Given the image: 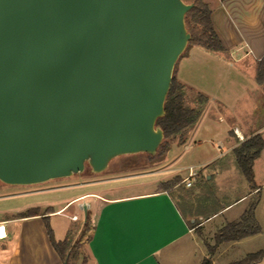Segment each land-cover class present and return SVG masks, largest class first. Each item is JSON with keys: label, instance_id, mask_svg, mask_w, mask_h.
I'll use <instances>...</instances> for the list:
<instances>
[{"label": "water", "instance_id": "water-1", "mask_svg": "<svg viewBox=\"0 0 264 264\" xmlns=\"http://www.w3.org/2000/svg\"><path fill=\"white\" fill-rule=\"evenodd\" d=\"M182 0H0V183L32 186L154 156ZM86 207H83L85 221Z\"/></svg>", "mask_w": 264, "mask_h": 264}, {"label": "crops", "instance_id": "crops-1", "mask_svg": "<svg viewBox=\"0 0 264 264\" xmlns=\"http://www.w3.org/2000/svg\"><path fill=\"white\" fill-rule=\"evenodd\" d=\"M203 1L210 9L213 30L223 48L222 52H214L216 54L214 63L217 64L218 73L214 72L212 75L217 79L213 82L212 90L207 92L208 105L221 106L225 110H229L227 103L221 100L229 97L231 82L225 84L226 88L223 89L228 91L223 96L220 87V81L223 77L226 78L227 76L228 78L229 76L231 78L234 73L244 76V80L249 84L246 95L251 98H255L260 88V85L256 82V67L257 63L264 57V0ZM200 50V48H195L179 66L177 78L184 87H190L183 72L186 65L190 66L196 60L199 62L200 58H203L205 62L209 60V55L202 53ZM192 88L198 89L197 87ZM217 119L222 122L221 117ZM231 129L236 130L245 140L258 135L264 143V124L258 127L251 126L250 128L243 124L238 126L233 124ZM196 131L197 128L193 130L189 143L193 141ZM232 136L234 142H228L230 145L228 150L234 151L240 146L241 141H236L237 138L234 133H232ZM188 148L187 145L183 149ZM179 154L176 163L181 161L182 152ZM184 169L182 167L175 169L180 171L176 175L178 180L180 179L179 182L168 185L169 179L167 178L168 182L165 185L148 191L112 196L106 191L97 190V188L107 183L118 182L121 179H107L96 184L85 183L79 187L68 188L71 191H80V193L71 196L59 207L48 206L51 213L47 216L49 219L61 217L65 211L73 206L79 208L80 202L83 200L95 198L98 205L95 213L92 215L86 209V213L89 212L93 218V231L89 242L84 245L87 264H186L188 263L187 260L193 256L194 249H199L198 238L204 239L197 231L201 234L202 229L207 224L224 216L223 221L207 231L213 239L215 233L227 223L239 219L248 205L247 202L253 196H260L263 192L264 147L252 166L254 188L249 187L246 182L245 193L198 220L193 218L192 213L185 216L177 202V198L187 202L189 198L194 196V194L181 191L182 186L186 190L193 187L192 181H190V187H185L182 183L184 178L181 179L179 174ZM196 177H199L198 172L194 178ZM94 188L95 190H93ZM260 202L259 198L254 212L259 227L261 223L259 218ZM243 203L245 204L235 218L232 216L225 217L232 209ZM84 206L86 207L84 204L81 209L82 215ZM37 208L39 206L31 209ZM74 213L75 215L78 214L77 211ZM41 217L0 219V250H4L0 264H61L48 241ZM64 218L69 221V216ZM192 225L194 227H191ZM67 231L68 229L65 235H67ZM241 241L223 244L219 247H228ZM6 242L9 244L13 242L10 251L6 246ZM196 264H200L198 259Z\"/></svg>", "mask_w": 264, "mask_h": 264}, {"label": "rangeland", "instance_id": "rangeland-1", "mask_svg": "<svg viewBox=\"0 0 264 264\" xmlns=\"http://www.w3.org/2000/svg\"><path fill=\"white\" fill-rule=\"evenodd\" d=\"M195 48L197 47H190L187 44L175 63L172 78L176 83L180 84L177 78L179 66L184 59L190 56ZM200 49L202 53L209 55V60L205 62L203 58H200L199 62L196 60L195 63H191L190 66L186 65V68L183 69L185 80L190 86H185L184 107L199 111L200 116L197 122L185 131L181 137H176L175 140L170 142L168 152L154 155L152 158L143 153L121 156L110 161L107 169L100 174H92L89 167L85 166V170L81 174L38 185L7 186L0 183V219L19 217L36 206H39L37 209L40 214L45 213L50 210L48 206L59 207L68 198L80 193V191H71L68 188L79 187L85 183L96 184L107 179H121L118 182L107 183L97 188L98 191H106L112 196L157 189L168 182L167 178L169 179L168 185L180 180L177 181L178 178L176 176L180 171L175 170L178 167L186 169L179 174L181 179L187 175L189 166L194 167L199 173L198 178L190 180L193 182L191 189L186 190L184 186L181 188V191L194 194V196L189 198L187 202L177 198V202L185 216L192 213L193 218L198 220L236 200L241 194L245 193L247 183L239 171L234 151L228 150L230 148L228 142H234L233 130L231 129L233 124H237V126L243 124L248 128L264 124V87L260 86L255 98H251L246 95L249 90V84L244 80L245 77L239 73H234L231 78L228 76L231 81L227 76L220 81L221 94L223 96L228 91L223 89L226 88L225 84L227 85V83L231 82L229 97L221 100L227 103L229 110H225L221 106H209L207 92L212 90L213 82L217 79V77L212 76L213 73H218L217 64L216 62L214 63L216 54L212 51ZM192 87H197L198 89L195 90ZM218 117L222 118V122L218 121ZM195 128H197L196 135L193 141L189 143ZM218 141L223 145L220 153L214 149ZM236 141L239 142L240 140L237 139ZM245 141V139H242L240 144ZM187 145L189 148L183 149ZM181 152V161L176 163V158ZM259 198L261 201L259 205L261 232L259 234L228 247H219L213 255H209L204 242L212 245L213 239L207 231L223 221L224 216H221L202 229L200 235L204 239L198 238L199 249H194L193 256L187 260L188 263L186 264H196L197 259L200 264L204 259L210 260L212 264H233L250 254L263 250L264 190L260 196H253L247 203L249 204L255 199L259 202ZM95 201V198L83 200L80 202L79 208L73 206L65 211L63 216L49 219V225L54 231V239L62 241L64 236L68 237L71 245L74 246L85 222L81 210L82 205L85 204L87 211L93 215L98 206ZM244 204H239L225 217L232 216L235 218ZM75 211L78 214L75 215ZM65 216H69V221L64 218ZM74 218L75 220H73ZM67 229V235H65ZM13 242L12 244L6 242L9 251L13 246ZM3 253L4 250H0V259ZM85 256V246H82L72 262L80 264ZM256 264H264V259Z\"/></svg>", "mask_w": 264, "mask_h": 264}, {"label": "trees", "instance_id": "trees-1", "mask_svg": "<svg viewBox=\"0 0 264 264\" xmlns=\"http://www.w3.org/2000/svg\"><path fill=\"white\" fill-rule=\"evenodd\" d=\"M182 1L192 5V8L184 17L185 28L190 35L188 46L202 48L212 52H222L223 48L211 24V12L208 5L203 0ZM256 82L258 85L264 87V57L257 63ZM185 91L184 86L176 83L173 78L171 79L170 88L164 102V115L156 121V126L160 127L163 132V141L159 145L155 155L168 152L170 142L175 140L176 137H181L185 131L190 129V127L197 122L200 116L199 111L184 107ZM178 142L180 143V141ZM263 147L264 143L262 139L260 136L255 135L247 139L234 150L239 171L251 188H254L252 172L253 162L259 156ZM149 157L152 158V156ZM257 204L258 200H253L247 205L245 211L237 221L227 223L218 230L213 236L212 245L204 242L209 255H213L220 245L238 242L261 232L254 216ZM49 213L51 212L47 211L40 214L38 209H30L18 218L42 216L41 219L48 241L60 259L61 264H74L72 262L73 258L78 255L79 249L90 240L93 231L92 215L89 212L86 213L82 232L73 246L68 237H65L62 241H56L54 239L53 231L48 222L49 217L47 214ZM191 227L194 226L192 225ZM197 233L200 235L198 231ZM263 259L264 249L255 254H250L233 264H256ZM80 264H87L86 256L82 258ZM201 264L212 263L210 260L204 259Z\"/></svg>", "mask_w": 264, "mask_h": 264}, {"label": "built area", "instance_id": "built-area-1", "mask_svg": "<svg viewBox=\"0 0 264 264\" xmlns=\"http://www.w3.org/2000/svg\"><path fill=\"white\" fill-rule=\"evenodd\" d=\"M233 133L238 140L240 141L242 140V137L239 135V133L236 130H234ZM222 148H223V145L220 142H217L214 146L215 151L218 153H220ZM196 175H197V171L195 170V168L193 167L187 168V175L182 180V183H184L185 187L191 186L190 180L194 178ZM73 220H75V218Z\"/></svg>", "mask_w": 264, "mask_h": 264}]
</instances>
